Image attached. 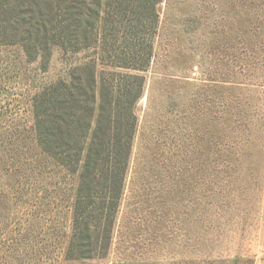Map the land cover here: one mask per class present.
I'll return each instance as SVG.
<instances>
[{
  "label": "rangeland",
  "instance_id": "rangeland-1",
  "mask_svg": "<svg viewBox=\"0 0 264 264\" xmlns=\"http://www.w3.org/2000/svg\"><path fill=\"white\" fill-rule=\"evenodd\" d=\"M64 6L0 0V264H264V0L158 6L110 249L92 259L67 255L74 163L45 160L36 140L40 93L84 83L99 55L57 38Z\"/></svg>",
  "mask_w": 264,
  "mask_h": 264
},
{
  "label": "trees",
  "instance_id": "trees-1",
  "mask_svg": "<svg viewBox=\"0 0 264 264\" xmlns=\"http://www.w3.org/2000/svg\"><path fill=\"white\" fill-rule=\"evenodd\" d=\"M93 2L91 23L84 17V0H59L66 8L59 9L65 22H57V38L71 42L81 35L87 41L84 48L94 44L99 50L86 74L82 72L84 83L74 73L68 83L45 87L36 99V140L42 156L60 164L74 163L77 185L67 250L70 259L101 257L110 249L137 127L135 107L144 93L143 73L152 58V39L145 45L143 35L156 36L163 0ZM54 44L64 48L62 42ZM99 65L113 71L99 72ZM82 98L88 106H81ZM95 199L101 200L98 207ZM95 214V222L103 223L100 229L94 225Z\"/></svg>",
  "mask_w": 264,
  "mask_h": 264
}]
</instances>
